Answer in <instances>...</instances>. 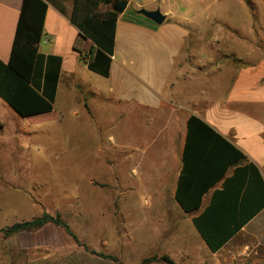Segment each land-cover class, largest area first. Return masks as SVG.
<instances>
[{
    "label": "crops",
    "instance_id": "1",
    "mask_svg": "<svg viewBox=\"0 0 264 264\" xmlns=\"http://www.w3.org/2000/svg\"><path fill=\"white\" fill-rule=\"evenodd\" d=\"M44 1V35L38 50L60 57L61 68L53 110L26 118L28 123H58L65 114L75 118L71 128L101 130V122L91 126L92 114L111 109L108 123L118 136L115 144L103 145L102 160L115 157L116 170L132 164L131 176L147 187L138 192L151 201L144 202V212L134 207L142 212L136 225L139 248L166 255L176 264H264V209L215 252L192 224L223 179L193 213H184L174 200L190 116L213 127L257 166L264 179V46L250 39L256 33L264 35V27L253 28L250 14L243 27H198L178 11L177 0H123L126 8L115 23L109 75L102 77L79 59L78 50L87 51L86 41L78 40L70 22L74 0ZM21 3L0 0L3 62L9 59ZM142 9L159 10L165 20L156 25L138 13ZM4 128L0 119V146ZM231 173L228 170L225 177Z\"/></svg>",
    "mask_w": 264,
    "mask_h": 264
},
{
    "label": "rangeland",
    "instance_id": "2",
    "mask_svg": "<svg viewBox=\"0 0 264 264\" xmlns=\"http://www.w3.org/2000/svg\"><path fill=\"white\" fill-rule=\"evenodd\" d=\"M177 3L178 11L198 27H243L249 14L253 28L264 27V0ZM250 39L264 46V35L256 33ZM111 118V109H97L90 124L101 122L105 127L87 132L71 128L70 120L75 118L65 114L58 123L30 125L0 100V119L5 122L0 146V264H115L85 252L62 228L52 225L35 232L5 234L7 227L43 212L59 213L89 250L114 256L121 264H142L144 258L153 256L139 248L136 238L143 204L151 203L138 191L147 187L131 176L132 164L116 170L115 157L102 160L103 145L115 144L118 136L108 123ZM121 172L123 176L118 177ZM135 206L141 211L134 210Z\"/></svg>",
    "mask_w": 264,
    "mask_h": 264
},
{
    "label": "trees",
    "instance_id": "3",
    "mask_svg": "<svg viewBox=\"0 0 264 264\" xmlns=\"http://www.w3.org/2000/svg\"><path fill=\"white\" fill-rule=\"evenodd\" d=\"M113 1L74 0L70 15L78 40L86 41L83 48L87 53L78 50L79 59L88 70L102 77L109 75L118 14L99 9ZM46 9L44 0H22L9 59L0 60V100L23 119L53 110L61 58L38 50L44 35ZM230 169L231 175L225 177ZM221 179V189L214 190L208 206L192 218L194 228L211 252L222 247L264 209V179L257 166L213 127L199 117L190 116L174 200L184 213H193L200 208L204 195ZM47 225L62 228L85 252L121 264L114 256L89 250L59 213L43 212L32 220L14 223L4 232L6 235L35 232ZM154 262L176 264L166 255H153L141 263Z\"/></svg>",
    "mask_w": 264,
    "mask_h": 264
},
{
    "label": "water",
    "instance_id": "4",
    "mask_svg": "<svg viewBox=\"0 0 264 264\" xmlns=\"http://www.w3.org/2000/svg\"><path fill=\"white\" fill-rule=\"evenodd\" d=\"M126 8V2L123 0H114L111 4V7L109 10L120 14L122 13ZM139 14L143 15L150 21H152L156 25H160L163 23L165 20V16L159 11V10H154V11H146V10H139Z\"/></svg>",
    "mask_w": 264,
    "mask_h": 264
}]
</instances>
